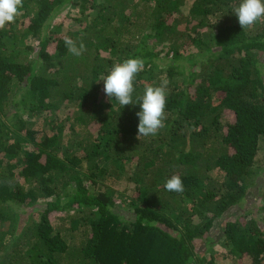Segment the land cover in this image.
Returning <instances> with one entry per match:
<instances>
[{
	"label": "trees",
	"instance_id": "1",
	"mask_svg": "<svg viewBox=\"0 0 264 264\" xmlns=\"http://www.w3.org/2000/svg\"><path fill=\"white\" fill-rule=\"evenodd\" d=\"M239 2L23 0L0 29V264H264V201L246 203L264 178V19L241 28ZM129 58L134 102L167 81L154 136L98 81Z\"/></svg>",
	"mask_w": 264,
	"mask_h": 264
},
{
	"label": "clouds",
	"instance_id": "2",
	"mask_svg": "<svg viewBox=\"0 0 264 264\" xmlns=\"http://www.w3.org/2000/svg\"><path fill=\"white\" fill-rule=\"evenodd\" d=\"M23 0H0V29L6 24L15 21L20 15ZM241 28H251L256 22L264 19V2L262 0H240L237 6L232 8ZM65 46L74 56H80L84 50L81 42L77 46L76 41L69 37L64 39ZM144 62L140 58H129L122 63L115 64L107 75L98 81H103V92L110 98H114L120 108L125 105L139 103L140 110L136 113L139 118L137 125V138L154 136L164 127L166 86L167 81H162L160 86H147L136 102L133 101V81L135 76L142 71ZM164 188L169 192L182 193L183 181L179 175H172L164 183Z\"/></svg>",
	"mask_w": 264,
	"mask_h": 264
},
{
	"label": "rangeland",
	"instance_id": "3",
	"mask_svg": "<svg viewBox=\"0 0 264 264\" xmlns=\"http://www.w3.org/2000/svg\"><path fill=\"white\" fill-rule=\"evenodd\" d=\"M185 8V7H184ZM187 8V7H186ZM66 12H64L63 10H61L60 12H58L56 14V18L57 21H61V27L63 30H65L66 28H68V26L72 25L73 23L76 24V20H75V16L78 15V11L75 8H69V9H65ZM264 163V138L261 139L260 141V146H259V150L257 153V160L255 162L257 170H259L261 164L263 165ZM262 168V167H261ZM261 175V177H264V174H259L255 175V176H259ZM256 178V177H254ZM257 186L253 187L252 191H255V194H249L248 195V199H247V205L254 203L251 208L253 209V207H255V205L257 204H261V201H264V196L262 197V199L259 197L260 194L263 193L264 191V178H257L256 180ZM129 186H132L131 183L129 184ZM264 195V194H263ZM58 222V219L55 220V223ZM224 261H222L221 264H223Z\"/></svg>",
	"mask_w": 264,
	"mask_h": 264
}]
</instances>
